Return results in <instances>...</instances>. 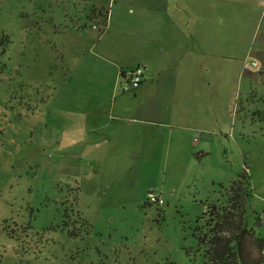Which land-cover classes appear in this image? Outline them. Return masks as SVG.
<instances>
[{
  "label": "rangeland",
  "instance_id": "obj_1",
  "mask_svg": "<svg viewBox=\"0 0 264 264\" xmlns=\"http://www.w3.org/2000/svg\"><path fill=\"white\" fill-rule=\"evenodd\" d=\"M178 2L0 0V264H204L196 230L242 176L254 189L248 226L264 240V0H192V26L211 28L197 35L208 75L191 81V134L149 136L134 157L80 153L78 106L104 101L83 93L107 82L98 61L136 67L158 46L157 29L188 22ZM80 39L97 56L80 57L88 70L69 77L63 47ZM124 85L117 102L131 97ZM151 193L164 206L150 205Z\"/></svg>",
  "mask_w": 264,
  "mask_h": 264
},
{
  "label": "crops",
  "instance_id": "obj_2",
  "mask_svg": "<svg viewBox=\"0 0 264 264\" xmlns=\"http://www.w3.org/2000/svg\"><path fill=\"white\" fill-rule=\"evenodd\" d=\"M180 1L176 6V14L186 15L188 22L183 25L178 23L170 25L171 27H165L162 31L156 30L158 46L154 49H143L142 58L135 62L136 66L144 64L145 73L141 87L132 93L131 97L124 96L121 101H116L119 95L118 85L126 72L124 67L129 65L128 60L120 58L116 61L104 56L110 64L105 65L102 60L98 61L103 72L102 79L107 82L105 85L100 83L96 90L85 88L87 92L84 90L83 93H86L85 96L102 97L104 101L100 104L88 105L89 100L85 97L81 101L84 104L78 106L85 127L79 143L80 153L99 155L102 158L110 154H126L127 157L130 155L134 157L144 150L142 144L149 136L156 137V141L162 139L171 142L175 138H182L183 133L188 135L193 129L192 122L198 119L199 114L198 96L192 91L191 81H196L199 75L200 77L208 75V52L203 54V59L198 60L197 35L199 32H208L211 27L208 24H203L200 28L198 25L192 26L194 19L192 16L197 11V3L192 0ZM176 19L180 20L177 17ZM68 34L71 35V32ZM125 47L128 45L126 44ZM129 47L131 50L132 45L130 44ZM63 48L66 52L62 58L68 66L69 77L71 74L75 75L71 70L81 66L88 70V67L79 61L80 57H85L87 54L97 56L95 53L97 47L89 44L85 39L68 42ZM75 49L76 53H74ZM104 55H107L106 52ZM211 55L218 56V54ZM99 58L101 59V56ZM112 65L113 68L110 70L105 69V66ZM199 68L203 69L204 73L199 74ZM86 74L87 72L84 71L78 76L86 79ZM120 103H130V110L125 109L126 106H120ZM134 105L138 106L136 111L133 110ZM205 113L207 112L202 111L201 115ZM160 115L164 118L156 120L158 122H143L136 119L134 121L132 118L142 119L152 116L158 119ZM135 137L140 140L133 147Z\"/></svg>",
  "mask_w": 264,
  "mask_h": 264
},
{
  "label": "trees",
  "instance_id": "obj_3",
  "mask_svg": "<svg viewBox=\"0 0 264 264\" xmlns=\"http://www.w3.org/2000/svg\"><path fill=\"white\" fill-rule=\"evenodd\" d=\"M253 194L251 177H240L231 185L227 206L213 207L209 220L197 228L195 238L204 264L264 262V240L255 235L246 220L247 204Z\"/></svg>",
  "mask_w": 264,
  "mask_h": 264
},
{
  "label": "built area",
  "instance_id": "obj_4",
  "mask_svg": "<svg viewBox=\"0 0 264 264\" xmlns=\"http://www.w3.org/2000/svg\"><path fill=\"white\" fill-rule=\"evenodd\" d=\"M94 28L96 29V27ZM253 66H255V64H253ZM144 73L145 68L140 65L132 68L129 72L124 73L123 79L125 81V85L122 86V92L132 94L137 91L143 83ZM149 203L150 205L160 208L164 206L165 201L162 196L151 193L149 195Z\"/></svg>",
  "mask_w": 264,
  "mask_h": 264
}]
</instances>
